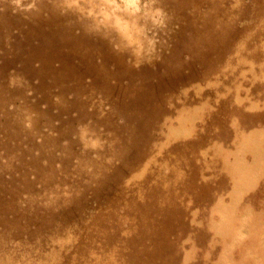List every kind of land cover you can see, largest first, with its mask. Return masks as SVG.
Returning a JSON list of instances; mask_svg holds the SVG:
<instances>
[{"label":"rangeland","instance_id":"1","mask_svg":"<svg viewBox=\"0 0 264 264\" xmlns=\"http://www.w3.org/2000/svg\"><path fill=\"white\" fill-rule=\"evenodd\" d=\"M263 11L0 0V264H264Z\"/></svg>","mask_w":264,"mask_h":264},{"label":"bare ground","instance_id":"2","mask_svg":"<svg viewBox=\"0 0 264 264\" xmlns=\"http://www.w3.org/2000/svg\"><path fill=\"white\" fill-rule=\"evenodd\" d=\"M251 9V8H250ZM247 11V10H246ZM264 12V11H263ZM242 16H243V14H242ZM248 19V18H247ZM250 20V19H249ZM245 21V20H244ZM241 22V21H240ZM250 25V24H249ZM257 26V25H256ZM239 30H241V28L239 29ZM243 31V30H242ZM236 35H237V32H236ZM260 37V36H259ZM259 37H258V42L260 41L259 40ZM262 37V36H261ZM227 42V41H226ZM220 47V46H219ZM219 49V48H218ZM217 51V50H216ZM249 52V51H248ZM242 57V56H241ZM37 58V49H36V47L35 46H33V47H30V50L27 52V62H29V64L31 65L32 64V61H34V59H36ZM223 60V59H222ZM238 60V59H237ZM224 62V61H223ZM237 62V61H236ZM237 64V63H236ZM239 64V63H238ZM240 65V64H239ZM248 66V65H247ZM242 69V68H241ZM240 69V70H241ZM258 69V68H257ZM259 72V71H258ZM245 73V72H244ZM261 76V75H260ZM258 77V76H257ZM256 78V77H255ZM263 78V77H262ZM179 80V79H178ZM177 80V81H178ZM181 80H183V79H181ZM174 82V81H173ZM176 83V82H175ZM160 85V84H159ZM175 87V86H174ZM166 90V89H165ZM228 90V89H227ZM241 92V91H240ZM188 98V97H187ZM160 103H161V101H160ZM194 104V103H193ZM145 106H146V104H145ZM188 106V105H187ZM219 107V106H218ZM202 109V108H201ZM217 111V110H216ZM214 112V111H213ZM212 113V112H211ZM217 114V113H216ZM227 114V113H226ZM225 114V115H226ZM209 116V115H208ZM216 118V117H215ZM212 121V120H211ZM224 121V120H223ZM213 125V124H212ZM212 127V126H211ZM210 129V128H209ZM204 135V134H203ZM145 139V138H144ZM216 144V143H215ZM194 148H195V146H194ZM172 149V148H171ZM169 151V150H168ZM179 151H180V149H179ZM184 152V151H183ZM195 152V151H194ZM220 152H222V151H220ZM180 153H181V151H180ZM200 153V152H199ZM167 154V153H166ZM173 154V153H172ZM226 154V153H225ZM171 155V154H170ZM186 155V154H185ZM230 155H231V153H230ZM198 157V156H197ZM231 157V156H230ZM178 159V158H177ZM186 159V158H185ZM190 159V158H189ZM194 161V160H193ZM197 161V160H196ZM177 162V161H176ZM187 162V161H186ZM200 163V162H199ZM126 164V163H125ZM129 164V163H128ZM240 164V163H239ZM203 166V165H202ZM126 167V166H125ZM129 167V166H128ZM174 167V166H173ZM173 167H172V169H173ZM186 167V166H185ZM142 168V167H141ZM143 168H144V166H143ZM171 169V170H172ZM187 171V170H186ZM148 172V171H147ZM143 173V172H142ZM197 173V172H196ZM122 174H124V173H122ZM122 174H120V175H122ZM151 174V173H150ZM174 174V173H173ZM184 174V173H183ZM234 174V173H233ZM152 175V174H151ZM129 177V176H128ZM173 177V176H172ZM119 178V177H118ZM164 178V177H163ZM178 178V177H177ZM152 180V179H151ZM118 181V180H117ZM124 181V180H123ZM157 181V180H156ZM139 182V181H138ZM180 182V181H179ZM150 183V182H149ZM158 183V182H157ZM162 183V182H161ZM125 184V183H124ZM162 184H164V183H162ZM130 185V184H129ZM136 185V184H135ZM171 185V184H170ZM176 185V184H175ZM184 185V184H183ZM137 186V185H136ZM130 187V186H129ZM174 188V187H173ZM180 188V187H179ZM187 189V188H186ZM96 190V189H95ZM113 190V189H112ZM164 190V189H163ZM169 192V191H168ZM185 192V191H184ZM111 193V192H110ZM116 193H117V191H116ZM128 193V192H127ZM137 194H139V193H137ZM174 194V193H173ZM136 195V194H135ZM168 195V194H167ZM117 196V195H116ZM169 196V195H168ZM174 196H176V195H174ZM84 197H86V196H84ZM116 198V197H115ZM176 198V197H175ZM29 200V199H28ZM83 200V199H82ZM114 200V199H113ZM78 202H80V201H78ZM83 202V201H82ZM113 202V201H112ZM110 204V203H109ZM108 204V205H109ZM167 204V203H166ZM168 205V204H167ZM169 206V205H168ZM83 211V210H82ZM83 213V212H82ZM100 214V213H99ZM98 214V215H99ZM34 216V215H33ZM82 216V215H81ZM75 217V216H74ZM73 218V217H72ZM76 219V218H75ZM67 220V219H66ZM66 220H64V221H66ZM49 221H50V219H49ZM64 221H62V222H64ZM68 221V220H67ZM10 222V221H9ZM29 223V222H28ZM50 223V222H49ZM58 223H61V222H58ZM26 224H27V222H26ZM35 224V223H34ZM38 224V223H37ZM71 224V223H70ZM40 225H42V224H40ZM56 225V224H55ZM61 225V224H60ZM59 225V226H60ZM69 225V224H68ZM12 226V225H11ZM70 226V225H69ZM69 226H68V228H69ZM15 227V226H14ZM88 227V226H87ZM23 228V227H22ZM50 228V227H49ZM53 228V227H52ZM31 229V228H30ZM35 229V228H34ZM33 229V230H34ZM51 229V228H50ZM64 229V228H63ZM63 229H62V231H63ZM129 229V228H128ZM70 230V229H69ZM131 230H132V228H131ZM47 231V230H46ZM130 231V230H129ZM80 232V231H79ZM43 233V232H42ZM48 233V232H47ZM66 233V232H65ZM130 234V233H129ZM76 235V234H75ZM42 236V235H41ZM51 236V235H50ZM56 236V235H55ZM51 237H53V236H51ZM50 238V237H49ZM21 239V238H20ZM17 240V239H16ZM19 240V239H18ZM21 240H23V239H21ZM55 240V239H54ZM58 240V239H57ZM73 240V239H72ZM36 241V240H35ZM49 241V240H48ZM38 242V241H37ZM45 242V241H44ZM54 242V241H53ZM68 242V241H67ZM32 243V242H31ZM30 243V244H31ZM63 243V242H62ZM37 244V243H36ZM48 244H49V242H48ZM68 244V243H67ZM38 245V244H37ZM4 246V245H3ZM43 246V245H42ZM40 247V246H39ZM45 247H46V245H45ZM64 247V246H63ZM32 248V247H31ZM65 248V247H64ZM70 248V247H69ZM14 249V248H13ZM43 249H44V247H43ZM160 249V248H159ZM161 250V249H160ZM37 251V250H36ZM43 251V250H42ZM8 255V254H7ZM11 255V254H10ZM3 256H4V254H3ZM21 256H23V255H21ZM37 256V255H36ZM5 257V256H4ZM11 257V256H10ZM14 256H12V258H13ZM17 258V257H16ZM62 258V257H61ZM11 259V258H10ZM28 259V258H27ZM14 260H16V259H14ZM27 261H29V260H27ZM6 262V261H5ZM16 262H17V260H16ZM60 262V261H59ZM4 263V262H3ZM116 263V262H115ZM9 264H11V263H9Z\"/></svg>","mask_w":264,"mask_h":264}]
</instances>
